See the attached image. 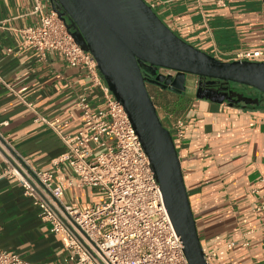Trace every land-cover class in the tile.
<instances>
[{
	"label": "crops",
	"instance_id": "0c3cea01",
	"mask_svg": "<svg viewBox=\"0 0 264 264\" xmlns=\"http://www.w3.org/2000/svg\"><path fill=\"white\" fill-rule=\"evenodd\" d=\"M144 1L182 40L221 61L241 50L264 49V0ZM33 3L0 0V77L17 92L0 82V132L34 169L48 171L64 146L22 100L64 135L88 130L79 97L95 109L105 105L98 91L89 93L84 73L68 67L60 54L41 58L22 45L20 30L36 19L30 14ZM42 4L52 8L48 0ZM197 80L189 78L182 94L158 87L148 93L165 128L178 118L186 123L176 150L202 250L215 254L210 264H262L264 210L255 208L264 204V95L238 87L257 103H214L196 98ZM54 173L56 180L71 176L65 164ZM88 191L94 193L87 209L101 200L94 189L66 187L63 201L72 204L75 192ZM230 241L236 242L233 248L226 247ZM0 250L35 264H60L64 257L60 237L6 179L0 180Z\"/></svg>",
	"mask_w": 264,
	"mask_h": 264
},
{
	"label": "built area",
	"instance_id": "2783aa9c",
	"mask_svg": "<svg viewBox=\"0 0 264 264\" xmlns=\"http://www.w3.org/2000/svg\"><path fill=\"white\" fill-rule=\"evenodd\" d=\"M30 14L36 19L20 30L22 45L36 50L41 58L49 52L60 54L68 67L84 73L89 93L98 91L105 108L95 109L85 96L79 97L78 107L88 130L64 135L55 122H47L21 99L36 120L46 122L58 134L64 151L53 159L52 170L38 171L0 132V180H11L20 187L38 219L60 237L64 254L60 264H188L150 160L122 104L100 75L94 56L76 41L67 19L52 8L45 10L42 0H34ZM229 57L227 62H260L264 61V49L241 50ZM157 73L172 78L176 74L165 68H158ZM143 74L153 78L146 71ZM0 82L5 84L1 77ZM185 127L183 118L170 124L168 131L175 146L184 138ZM62 164L68 166L71 176L56 180L54 172ZM66 187L94 189L101 200L81 209L63 201ZM260 209L264 210V204L255 208ZM235 244L230 241L226 247ZM261 248L264 264V238ZM214 255L204 253L205 261L210 264ZM0 264L35 263L15 251L0 250Z\"/></svg>",
	"mask_w": 264,
	"mask_h": 264
},
{
	"label": "water",
	"instance_id": "95a60500",
	"mask_svg": "<svg viewBox=\"0 0 264 264\" xmlns=\"http://www.w3.org/2000/svg\"><path fill=\"white\" fill-rule=\"evenodd\" d=\"M95 58L100 75L122 104L146 152L171 224L188 264L204 259L175 143L158 116L146 83L184 93L187 75L198 78L196 98L214 103H257L241 93L213 88L234 83L264 95V61H221L186 43L144 0H48ZM158 68L176 72L162 76ZM153 78H147L143 72Z\"/></svg>",
	"mask_w": 264,
	"mask_h": 264
},
{
	"label": "rangeland",
	"instance_id": "374dc122",
	"mask_svg": "<svg viewBox=\"0 0 264 264\" xmlns=\"http://www.w3.org/2000/svg\"><path fill=\"white\" fill-rule=\"evenodd\" d=\"M192 77H196V76H194V75H192V74H189V75H187V79H186V81L189 79V78H192ZM257 92V91H256ZM257 93H259V92H257ZM260 94V93H259ZM91 189V188H90ZM91 192V191H90ZM89 191L86 193V192H80L81 194L80 195H78L77 194V192H75V194H74V202H72V204L73 205H76V206H78V207H80L81 209H83L84 207L83 206H85L86 205V200L87 201H89V200H91V195L94 193V191H92L93 193H90ZM78 195V196H77Z\"/></svg>",
	"mask_w": 264,
	"mask_h": 264
},
{
	"label": "trees",
	"instance_id": "16d2710c",
	"mask_svg": "<svg viewBox=\"0 0 264 264\" xmlns=\"http://www.w3.org/2000/svg\"><path fill=\"white\" fill-rule=\"evenodd\" d=\"M212 86H213V88H216V89L225 88V90L227 92L232 91V92H236V93H238L237 90H236V88H238V87L245 88L244 86H239V85L234 84V83H227V84H225V83H222V82H215V84H213Z\"/></svg>",
	"mask_w": 264,
	"mask_h": 264
},
{
	"label": "flooded vegetation",
	"instance_id": "af4514ba",
	"mask_svg": "<svg viewBox=\"0 0 264 264\" xmlns=\"http://www.w3.org/2000/svg\"><path fill=\"white\" fill-rule=\"evenodd\" d=\"M147 90H150L151 87H157L155 85H152L150 83H146Z\"/></svg>",
	"mask_w": 264,
	"mask_h": 264
}]
</instances>
